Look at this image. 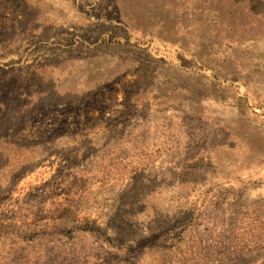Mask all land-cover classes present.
Wrapping results in <instances>:
<instances>
[{
  "label": "rangeland",
  "instance_id": "1",
  "mask_svg": "<svg viewBox=\"0 0 264 264\" xmlns=\"http://www.w3.org/2000/svg\"><path fill=\"white\" fill-rule=\"evenodd\" d=\"M0 264H264V0H0Z\"/></svg>",
  "mask_w": 264,
  "mask_h": 264
}]
</instances>
